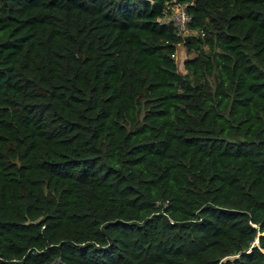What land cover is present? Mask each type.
Returning a JSON list of instances; mask_svg holds the SVG:
<instances>
[{
	"label": "trees",
	"instance_id": "1",
	"mask_svg": "<svg viewBox=\"0 0 264 264\" xmlns=\"http://www.w3.org/2000/svg\"><path fill=\"white\" fill-rule=\"evenodd\" d=\"M0 264H264V0H0Z\"/></svg>",
	"mask_w": 264,
	"mask_h": 264
},
{
	"label": "built area",
	"instance_id": "2",
	"mask_svg": "<svg viewBox=\"0 0 264 264\" xmlns=\"http://www.w3.org/2000/svg\"><path fill=\"white\" fill-rule=\"evenodd\" d=\"M169 9L171 10V13L168 14L166 18L160 19L159 21L163 23H172L176 30V34L179 37L184 38L185 36H188L187 24L190 21V18L185 12L184 7L173 5L169 7ZM171 57L175 59L174 54L171 55Z\"/></svg>",
	"mask_w": 264,
	"mask_h": 264
},
{
	"label": "rangeland",
	"instance_id": "3",
	"mask_svg": "<svg viewBox=\"0 0 264 264\" xmlns=\"http://www.w3.org/2000/svg\"><path fill=\"white\" fill-rule=\"evenodd\" d=\"M192 56V54H185V50H184V47L183 45H178L177 48H176V58H175V63H176V66H177V70L178 72L180 73H183V69H182V60L186 57H190Z\"/></svg>",
	"mask_w": 264,
	"mask_h": 264
},
{
	"label": "water",
	"instance_id": "4",
	"mask_svg": "<svg viewBox=\"0 0 264 264\" xmlns=\"http://www.w3.org/2000/svg\"><path fill=\"white\" fill-rule=\"evenodd\" d=\"M183 40L184 41H187L188 40V36H185L184 38H183ZM256 242V241H255Z\"/></svg>",
	"mask_w": 264,
	"mask_h": 264
}]
</instances>
